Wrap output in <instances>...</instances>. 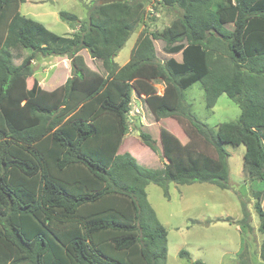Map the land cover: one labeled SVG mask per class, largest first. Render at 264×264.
<instances>
[{
  "label": "trees",
  "instance_id": "1",
  "mask_svg": "<svg viewBox=\"0 0 264 264\" xmlns=\"http://www.w3.org/2000/svg\"><path fill=\"white\" fill-rule=\"evenodd\" d=\"M25 1L0 0V264H166L168 231L148 201L149 183L168 197L170 182L228 189L226 145L240 144L248 176L264 180V0H98L85 20L60 12L75 29L71 35L22 15ZM155 3L183 12L160 32H139L129 60L118 65L115 57ZM158 39L171 55L165 60L158 57ZM22 48L31 55L13 63V52ZM83 49L101 61L103 74L91 76L77 62ZM38 53L72 59V76L52 91L38 79L29 87V62ZM178 53L180 60L173 56ZM197 82L207 108L227 94L241 108L238 120L216 129L198 120L185 99ZM134 91L158 121L188 120L207 149L192 150L161 127L163 167L118 153ZM140 136L156 148L150 133ZM255 194L264 235L263 193ZM242 212L240 231L251 230L244 203ZM246 250L243 242L239 264L248 263ZM180 256L190 259L185 249Z\"/></svg>",
  "mask_w": 264,
  "mask_h": 264
},
{
  "label": "rangeland",
  "instance_id": "2",
  "mask_svg": "<svg viewBox=\"0 0 264 264\" xmlns=\"http://www.w3.org/2000/svg\"><path fill=\"white\" fill-rule=\"evenodd\" d=\"M98 0H27L22 3L20 11L22 15L43 23L51 31L60 35H71L74 28L60 18L61 11L76 14L80 20H85L89 15L90 7ZM156 8L148 6L146 21L131 34L126 45L119 52L115 61L124 64L130 58L131 49L137 35L142 30L149 33L164 30L178 17L183 10L178 7H169L161 3H155ZM230 27H226L229 30ZM159 59L165 60L171 55L163 51L164 42L155 40ZM27 49H19L13 52V63L21 64L31 55ZM178 60L181 54H175ZM77 62L83 69L90 70L91 76L104 73L101 61L94 59L87 49L79 52ZM29 64L33 68V75L28 78V86L33 80L38 79L43 86H58L63 84L72 74V59L66 56H43L38 53ZM75 66V64H74ZM156 87L164 88L162 82H157ZM134 94L131 101V110L135 105L143 114L135 117L134 122L123 137L118 153L131 152L138 162L149 168H161L167 161L163 155L160 139V128L165 127L174 133L182 143L192 150L207 149L203 145L202 137L188 120L170 116L157 121L144 98ZM185 99L192 104V112L198 120L210 127H216L223 122L237 121L240 114V106L227 94H222L213 108H207L205 94L201 83L197 82L185 91ZM141 131L151 134L156 141V148L146 145L141 139ZM140 132V134H139ZM207 144V143H206ZM209 153H213L211 148ZM230 153V188L222 189L207 182H194L192 184H178L170 182L168 186L169 197L164 189L149 183L146 187L147 198L154 209L159 222L167 229L168 253L166 264H193L196 260H202L208 264H239V253L243 242L247 245L245 257L247 264H264L260 257V246L264 238L259 230L260 219L255 208L257 201L256 191L261 190V203H264V180L252 179L244 169L245 146L226 145ZM242 203L251 214L252 229L248 230L237 224L243 217ZM230 217L234 222L225 220ZM185 249L190 254V259L180 256V251Z\"/></svg>",
  "mask_w": 264,
  "mask_h": 264
},
{
  "label": "crops",
  "instance_id": "3",
  "mask_svg": "<svg viewBox=\"0 0 264 264\" xmlns=\"http://www.w3.org/2000/svg\"><path fill=\"white\" fill-rule=\"evenodd\" d=\"M27 1V0H26ZM74 32V31H73ZM118 56V55H117ZM116 56V57H117ZM115 57V58H116ZM126 63V62H125ZM124 63V64H125ZM124 64H119L118 63V65H120V66H122V65H124ZM70 76H72V74L70 75ZM69 78V77H68ZM67 78V79H68ZM66 82V81H65ZM64 82V83H65ZM63 83V84H64ZM41 84V83H40ZM62 85V84H61ZM44 89H46V90H49V91H52V90H54L55 88H57L58 86H60V85H58V86H55V87H53V86H51V85H49V86H46L45 85V87L43 86V84L41 85ZM163 89L164 88H162L161 90H159V93H162L163 92ZM134 94H136V95H138L135 91L133 92V96H132V99H134ZM135 95V96H136ZM140 97H142V98H144V96L143 95H139ZM144 100H145V98H144ZM146 102V101H145ZM146 105H147V103H146ZM142 107V106H141ZM140 107V108H141ZM147 107H148V105H147ZM140 108H138V106L137 105H135V110L133 111V110H131L130 109V111L128 112V121H129V124H130V126H129V130H130V128H131V126H132V124H133V122H134V119H135V117H137L138 115H141V114H143V111L141 112V110H140ZM143 108V107H142ZM149 108V107H148ZM150 109V108H149ZM137 110H139V111H137ZM151 111V110H150ZM151 113H152V111H151ZM153 114V113H152ZM154 115V114H153ZM155 117V116H154ZM156 119V118H155ZM157 120V119H156ZM158 121V120H157ZM128 130V131H129ZM128 133V132H127ZM127 133L125 134V135H127ZM139 134H140V132H139ZM133 155V154H132ZM134 156V155H133ZM136 158V157H135ZM167 160V159H166ZM167 162V161H166ZM145 166V165H144ZM147 167V166H146Z\"/></svg>",
  "mask_w": 264,
  "mask_h": 264
},
{
  "label": "water",
  "instance_id": "4",
  "mask_svg": "<svg viewBox=\"0 0 264 264\" xmlns=\"http://www.w3.org/2000/svg\"><path fill=\"white\" fill-rule=\"evenodd\" d=\"M116 1H125V0H100V4H107V3L116 2ZM156 149L158 153H161L160 147L156 146Z\"/></svg>",
  "mask_w": 264,
  "mask_h": 264
},
{
  "label": "built area",
  "instance_id": "5",
  "mask_svg": "<svg viewBox=\"0 0 264 264\" xmlns=\"http://www.w3.org/2000/svg\"><path fill=\"white\" fill-rule=\"evenodd\" d=\"M137 111H139V110H137Z\"/></svg>",
  "mask_w": 264,
  "mask_h": 264
}]
</instances>
